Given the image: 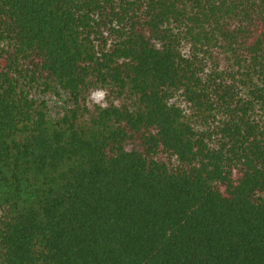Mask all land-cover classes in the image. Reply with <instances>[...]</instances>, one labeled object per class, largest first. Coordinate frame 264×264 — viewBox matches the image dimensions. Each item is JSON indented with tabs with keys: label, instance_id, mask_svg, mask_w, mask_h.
Masks as SVG:
<instances>
[{
	"label": "trees",
	"instance_id": "1",
	"mask_svg": "<svg viewBox=\"0 0 264 264\" xmlns=\"http://www.w3.org/2000/svg\"><path fill=\"white\" fill-rule=\"evenodd\" d=\"M0 264H264V0H0Z\"/></svg>",
	"mask_w": 264,
	"mask_h": 264
}]
</instances>
